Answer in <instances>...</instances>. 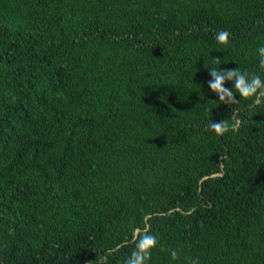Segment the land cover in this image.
I'll list each match as a JSON object with an SVG mask.
<instances>
[{"label":"trees","instance_id":"1","mask_svg":"<svg viewBox=\"0 0 264 264\" xmlns=\"http://www.w3.org/2000/svg\"><path fill=\"white\" fill-rule=\"evenodd\" d=\"M261 44L264 0H0V264H264V97L207 87Z\"/></svg>","mask_w":264,"mask_h":264},{"label":"clouds","instance_id":"2","mask_svg":"<svg viewBox=\"0 0 264 264\" xmlns=\"http://www.w3.org/2000/svg\"><path fill=\"white\" fill-rule=\"evenodd\" d=\"M230 33L226 30H220L216 33L215 39L220 45L229 43ZM258 59V69L260 73H264V44L259 45L255 49ZM216 61V66L208 68L211 80L208 81L209 92L217 97L216 103L232 105L237 103L241 98H253L259 102V98L264 97V75L249 74L236 70H221L218 68L220 61ZM233 82L231 87H225V83ZM237 96L239 99H237ZM208 111V109H205ZM237 125L232 126V131H237ZM210 128L217 134L223 135L228 129L223 122H211ZM157 237L148 231L138 232L134 240V248L130 255L124 260V264H149L152 256V250L157 246ZM180 250H172L170 258L172 261H179L181 258ZM187 259V258H185ZM187 264H199L198 258L187 261Z\"/></svg>","mask_w":264,"mask_h":264}]
</instances>
